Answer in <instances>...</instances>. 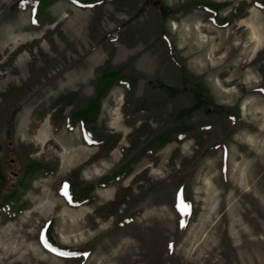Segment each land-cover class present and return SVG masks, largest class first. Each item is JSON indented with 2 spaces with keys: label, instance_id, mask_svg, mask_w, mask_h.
<instances>
[{
  "label": "rangeland",
  "instance_id": "obj_1",
  "mask_svg": "<svg viewBox=\"0 0 264 264\" xmlns=\"http://www.w3.org/2000/svg\"><path fill=\"white\" fill-rule=\"evenodd\" d=\"M18 1L0 0V264H264V7L38 0L32 26L31 4ZM113 68L136 78L131 93L114 85L100 102L96 126L113 148L53 126L57 97L77 93L83 106ZM197 89L209 106L196 107ZM161 134L184 138L136 156ZM34 163L55 170L26 174ZM116 170L127 174L97 186ZM71 172L73 196L90 203L64 201Z\"/></svg>",
  "mask_w": 264,
  "mask_h": 264
},
{
  "label": "trees",
  "instance_id": "obj_2",
  "mask_svg": "<svg viewBox=\"0 0 264 264\" xmlns=\"http://www.w3.org/2000/svg\"><path fill=\"white\" fill-rule=\"evenodd\" d=\"M33 1V2H32ZM72 5L80 8V9H89L91 11L96 10L99 6H102L103 4L110 3L113 0H67ZM32 2V3H31ZM253 5L263 8L264 3L263 2H257V0H252ZM17 4L20 5H30L31 8V24L32 26H38L37 21V11H38V0H19ZM193 7L200 8L204 11H207L209 13H216L222 5L220 4H214L210 2H203V1H195L192 4ZM25 7V6H24ZM162 13H165L164 8H162ZM237 10H234L231 15H236ZM211 21L215 25L225 26L227 22H222L220 20H217L215 17L211 18ZM136 84V78L133 76H127L122 73L121 68H113V69H104L100 72V74L97 76L94 86H93V93L92 96L85 99L83 106L76 107L74 106V101L77 99V93L67 92L64 95H61L57 97L54 101V103L50 106L51 110L53 108H57L55 112L58 115L59 121L56 122L55 117L51 115L52 117V123L53 126L56 127L59 122L63 125L64 129L66 131H72L75 127L79 129L82 142L87 146H95L98 148H103L107 146L109 143V147L113 148L117 142L115 139V136L111 133L104 132L97 128L96 126V120L100 112V102L103 98L106 97L112 86L118 85L123 86L125 88V92L131 93L133 87ZM198 89L195 91V98L199 99V102L197 103L196 107L199 106H209V99L207 98V95L202 91ZM203 101V102H202ZM65 108H70V110L63 114L65 111ZM184 138V135H178L175 137H171L167 134H161L156 135L152 137L140 150V152L136 156H140L143 154L151 153L155 150V148H160L164 146L166 143H168L171 140L174 141H182ZM114 139V140H113ZM55 170V167L48 166L47 164L43 163H34L27 166V168L24 170L25 173H34L35 176L39 177H45L50 174H52ZM127 174V171L125 170H116L110 174V176H104L102 177L98 182L97 186L99 187H107L110 185H113L115 182L123 178ZM73 173L71 172L68 177L67 185L69 189V193L67 195L61 194L64 201L67 203V205L72 207H77L82 204H88L92 201L91 198L88 197H81V196H73L75 193V188L73 185ZM4 186V176L1 172L0 168V190ZM93 189V185H87L85 186V192L91 191ZM81 193V192H80ZM79 194V193H77ZM14 195V191L11 192L6 196V199L12 198ZM4 197V196H3ZM77 197V198H74ZM4 199V198H3ZM8 206L1 208L0 213L4 210L7 211ZM15 216V214H12L10 216L5 215L7 219H11ZM50 244V243H49ZM50 246L60 252V253H68L69 251L66 248H59L55 246L52 242ZM77 252H74L76 254Z\"/></svg>",
  "mask_w": 264,
  "mask_h": 264
},
{
  "label": "crops",
  "instance_id": "obj_3",
  "mask_svg": "<svg viewBox=\"0 0 264 264\" xmlns=\"http://www.w3.org/2000/svg\"><path fill=\"white\" fill-rule=\"evenodd\" d=\"M63 3L65 4V3H68V2L66 0H63V1L62 0H57V3H55V5H53L54 9H58L57 7H61L62 5H64Z\"/></svg>",
  "mask_w": 264,
  "mask_h": 264
},
{
  "label": "bare ground",
  "instance_id": "obj_4",
  "mask_svg": "<svg viewBox=\"0 0 264 264\" xmlns=\"http://www.w3.org/2000/svg\"><path fill=\"white\" fill-rule=\"evenodd\" d=\"M175 28H176V27H175ZM182 32H183V31H182ZM191 49L194 50V49H196V48H195V47H191ZM196 61H197V60H195V64H194V65H196V66L199 65V64L201 63V61H198V62H196ZM196 63H197V64H196ZM86 147H87V146H86ZM64 167H65V166H64ZM62 234H63V233H62Z\"/></svg>",
  "mask_w": 264,
  "mask_h": 264
},
{
  "label": "snow or ice",
  "instance_id": "obj_5",
  "mask_svg": "<svg viewBox=\"0 0 264 264\" xmlns=\"http://www.w3.org/2000/svg\"><path fill=\"white\" fill-rule=\"evenodd\" d=\"M65 195H67V193H65ZM45 243H46V241H45ZM60 255H68V253H60Z\"/></svg>",
  "mask_w": 264,
  "mask_h": 264
}]
</instances>
